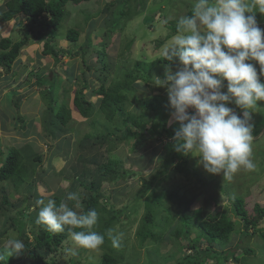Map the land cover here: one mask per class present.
I'll list each match as a JSON object with an SVG mask.
<instances>
[{"label": "rangeland", "instance_id": "1", "mask_svg": "<svg viewBox=\"0 0 264 264\" xmlns=\"http://www.w3.org/2000/svg\"><path fill=\"white\" fill-rule=\"evenodd\" d=\"M5 1L0 0V12L5 9ZM108 1L110 0H90L79 4L66 3L65 9L69 11V15L58 26L57 36L53 41L55 47L75 52L84 42L85 36H89L91 46L88 48L86 58L94 61V47L97 40H100L99 35L103 31L104 20L98 12ZM255 1L257 2V0ZM193 5L194 0H146L145 5L135 4L132 13L125 18L123 27L110 32V37L107 40V61L112 66L109 80L113 76L119 77L123 67L131 66L135 60L152 61L154 58L162 56V48L171 37L160 46H157V40H162L170 33L169 22L177 23L181 16L188 15L189 11L193 9ZM254 11L257 24L260 22L259 27L264 29V13L259 12L258 8ZM248 14L246 13V15ZM150 16H153L154 20L146 21V18H151ZM24 18L25 16L20 14L7 22L0 23V38L6 36L17 38L18 30L26 23ZM164 20L168 21L166 25L162 23ZM20 22L22 23L19 24ZM68 27H75L80 31V37L75 42L76 45L64 38ZM43 41V38L38 41H30L20 50L19 56L12 65V70L7 73L0 72V146L3 151H6L10 147L21 148L27 144L31 147V151L41 154L40 161L29 160L31 163L29 165L36 170L33 175L32 187L41 196L47 197V200L52 199L55 194L61 196L77 193L81 205L90 194L97 192L102 194L101 201L107 200L119 211V220L112 229L113 234L123 233V238L120 241L121 250L115 251L116 255H122V260L117 264H149L148 260H152L155 264H176L184 254L189 253L188 248L184 245L187 240L173 236V229L180 217L186 214L193 216L194 221H199L217 209L237 219L238 223L235 232L227 240L214 243L215 245L212 246L218 250H227L241 241L240 245L243 248L250 247L253 250L250 255H247L248 259L244 264H264V240L258 236L256 228L249 229L248 233L242 235L244 233L241 228L243 219L233 215L232 203L229 201V197L240 196L246 208H251L256 202L264 205V168H262L264 167V122L258 126V133H252L253 160L257 165L255 171L241 169L231 179H227L223 177L222 173H207L202 165L198 164L199 157L188 154L185 166L188 174L178 173L173 168L175 161L171 162L161 175L154 178L163 162L166 139L157 140L149 135L150 124L144 129L131 127L133 132L138 130L144 133L140 143L133 148L129 146L130 142L121 143L112 151H107L103 147L97 149L98 145L92 149L84 147V142L82 144L81 140L84 139L83 135L89 130V126L87 119L82 117L73 105V95L76 91L82 90L80 88L84 83L94 87L100 83L94 78L93 69L87 68L79 55H59L57 62L51 55L41 56ZM249 62L254 66L257 63L254 60ZM169 69L172 73L176 72L179 69V62L173 66H163L151 71L146 86L142 80L138 79L136 93L163 94L168 98L166 87L158 86L156 82L157 78L164 79ZM52 73L57 74L59 103H64L71 110V119L67 123L68 129L63 133H57L53 141L43 133L46 103L39 92L42 87L36 83V74L50 76ZM226 83L222 91H226ZM83 93L86 94L87 91L83 90ZM17 98H20L18 108L14 106ZM90 100L96 103L98 96L91 95ZM128 105L129 110L134 109L133 102ZM228 106L233 108L237 115H242L243 110L238 106L232 104H228ZM260 110L264 112V101L262 106H259L257 102L250 121L252 125L255 120L261 118L263 112L260 113ZM188 111L192 113L195 110L189 108ZM175 123L179 124L170 115L168 126ZM118 127L120 134L126 129L121 123H118ZM111 129L112 127L108 126L105 131ZM93 137L85 141L100 144V140ZM134 139L130 138L129 141ZM110 157L118 159L120 164L118 163L117 167L125 175L102 181L99 189L95 186L91 189L84 188L81 182L85 180V177H75L76 169L82 167L85 171H103L101 164L106 163ZM79 173L84 175L82 171ZM146 185L147 187L144 189ZM25 186H27L25 190L21 189V191H16L8 186V198L17 206L10 207V211L7 213L0 207V233L4 232L6 236L8 235L5 240L13 237L21 239L18 236L19 233L10 227L8 216L14 214V216H18L16 218H20L16 212L24 208L26 203L22 199L32 192V188L28 184ZM221 186L229 190V197L222 192ZM152 193L168 194L171 198L162 197V207H166L167 211L158 210L155 214V217L158 218L155 220V227L154 225L150 226L156 234L157 240L153 242L147 239L141 242L137 236V230L146 211L144 204ZM75 204L76 201L73 206ZM68 205L70 207L69 203ZM30 210L36 219L39 210L36 216H34L36 209L31 208ZM166 216L169 219H164ZM168 220H171L170 225H168ZM259 227H264V222L259 223ZM5 228L8 229L7 232ZM65 228L69 232V227ZM198 230L196 226H193L190 235L196 234ZM199 242L201 246L196 247L197 249L207 245L204 239ZM75 247L71 234L68 233L67 238L61 244V251L55 256L56 264H100L103 254L101 247L98 250L79 248L78 254L72 256L68 250ZM239 250H236L238 254L246 256ZM24 260L25 264H30V259L27 256ZM228 261L229 264H237L230 259ZM203 264H215V261L208 260Z\"/></svg>", "mask_w": 264, "mask_h": 264}, {"label": "trees", "instance_id": "2", "mask_svg": "<svg viewBox=\"0 0 264 264\" xmlns=\"http://www.w3.org/2000/svg\"><path fill=\"white\" fill-rule=\"evenodd\" d=\"M84 1L90 0H6L4 3L5 9L0 12V23L7 22L20 14L25 16L24 20L26 23L18 30L19 34L17 38L9 36L0 38V72L7 73L11 71L13 63L20 54V50L28 45L30 41H38L41 38L44 39L41 56L51 55L57 62L59 55H79L82 58V63L87 68L93 69L94 78L100 83L97 87L84 83L80 88L82 90L76 91L73 95V105L79 114L87 119L89 126V130L83 135L84 139L81 140L82 144L84 142V147L92 149L98 145L96 146L97 149L103 147L107 151H112L119 144L130 142L129 146L133 148L140 143L144 137V133L138 130L133 132L131 127L144 129L150 124L151 132L149 135L157 140L166 139L164 142L166 151L163 162L155 173L154 178L161 175L162 171H165L169 164L175 161L173 168L178 173L188 174L189 172L185 167L187 155L180 154L174 150L172 138L174 130L179 127V124L175 123L168 126V119L173 111L169 106L168 98L163 94L136 93V82L138 79L142 80L146 86L148 85L151 71L163 66H173L175 63H178V60L169 61L162 58V56H158L152 61L135 60L131 66L123 67L119 77L113 76L109 80L112 66L107 61L108 53L106 46L110 32L122 28L125 18L132 13L134 5H145L146 0H110L103 5V8L98 12L104 18L102 23L103 31L100 32V40H97L98 42L94 47V61L86 58L88 48L91 46L89 36H85L84 42L79 45L75 52H72V50H60L53 44L60 22L64 21L69 15V11L65 9L66 3L79 4ZM250 2L256 1L250 0ZM191 14L192 10L189 11L188 15ZM89 16L92 17V15ZM150 17L146 18V21L150 22V20H154L153 16ZM176 24L169 22L170 33L162 40H157V46H160L165 40L177 34ZM79 37L80 31L75 27H68L64 35V38L72 43H75ZM255 66L259 75L261 66L258 63H255ZM56 75V73H52L50 76L36 74V83L42 87L39 92L46 103L43 133L52 141L56 138L57 133H63L68 129L67 123L71 119L70 108L58 101ZM260 80L264 82V76H260ZM83 90H86L87 93L84 94ZM91 95L98 96L96 103L90 100ZM19 99L17 98L14 102L16 108L19 107ZM132 102L135 105L134 109L129 110L128 104ZM257 102L259 106H262L263 101ZM229 104L235 105L234 103ZM262 112L263 110H260V113ZM20 119L22 118L20 117ZM262 122H264V112L260 119L258 118L254 121L252 133L259 132L258 126ZM118 123H121L126 128L121 134L119 133ZM108 126H111L112 129L105 131ZM92 137L98 138L100 144L85 141ZM130 138L135 139L129 141ZM29 160L38 162L41 160V154L31 151V147L27 144L21 148L10 147L6 151H3L0 146V207L2 210L7 213L10 211V207L17 206V204L12 203L8 198V186L16 191L25 190L27 187L25 184H28L32 188V192L22 199L26 205L22 210L16 212L20 218H16L18 216H14V214L8 216L10 227L19 233L18 236L23 239L26 247L19 254H13L8 257L5 254V260L0 261V264H25V256L30 259V264H56L55 256L61 251V244L67 238L68 233H70L66 228L62 233L48 231L46 226L36 222L37 218L34 219L33 213L29 211L31 208L36 209L34 211V216H36L37 211L42 207V205L38 204V201L44 200L46 202L47 200V197L41 196L32 187L33 175H35L36 170L29 165ZM118 163V159L110 157L106 163L101 164L103 171L100 169L99 172L95 170L85 171L81 167L76 169L75 172L77 173L75 177H85V180L81 182L84 188L91 189L95 186L99 189L102 181L125 175L124 172L119 171L117 166L120 163ZM80 171L84 175H81ZM146 187L147 185L144 189ZM220 189L229 197V190H226L222 186ZM163 196L165 199L171 198L168 194L157 195L152 193L144 204L146 211L137 230V236L141 242L147 239L153 242L157 240V236L150 226L154 225L155 220H158L155 217L158 210L164 209V211H167L166 207H162ZM102 197L103 195L99 194V192L90 194L83 200L82 209L84 211L95 209L98 213V222L93 230L103 234L105 237L104 244L101 246L103 254L100 264H117L122 260V255H116L115 251L118 252L121 248H114L112 246L108 232L118 222L119 211L112 204L108 203L107 200L101 201ZM229 198V201L232 203L231 210L233 215L239 217L241 220L243 219L241 228L244 233L242 235L248 233L249 229L254 230L256 228L258 236L264 240V227H259V223L264 222V205L256 202L251 208H246L240 196ZM52 199L56 201L57 205L65 201L70 204V207L75 209V206H73L74 201L67 200L66 194L61 196L55 194ZM168 216L164 217V219H169ZM237 223V219L232 218L226 212L219 209L207 214L199 221H194L193 216L182 215L173 229V236L174 238L180 237L187 240L184 245L188 248L189 253L184 254L176 264H203L208 260H214L215 264H229V259L234 263L244 264L245 260L248 259L247 255H250L253 250L250 247L243 248L240 245V240L239 243H236L231 249L227 250H218L212 246L214 243L227 240L235 232ZM170 224L171 220H168V225ZM193 226H196L199 230L191 236ZM6 230L8 229L5 228ZM81 230L84 229H72V231ZM7 237L8 235L6 236L4 232L0 233V248H2ZM201 239H204L207 245L197 249L196 247L201 246L199 242ZM238 249L246 256L243 257L241 254H238L236 251ZM148 263L155 264L152 260H148Z\"/></svg>", "mask_w": 264, "mask_h": 264}, {"label": "clouds", "instance_id": "3", "mask_svg": "<svg viewBox=\"0 0 264 264\" xmlns=\"http://www.w3.org/2000/svg\"><path fill=\"white\" fill-rule=\"evenodd\" d=\"M256 8L264 13V0H194L192 14L178 19L177 34L162 48V58L178 60L179 69L174 73L169 69L156 82L166 87L172 118L179 122L172 138L174 150L198 156V164L207 173H222L227 179L241 169H257L250 121L257 101H264L260 80L264 76V29L253 14ZM253 60L261 66L259 75L248 62ZM225 81L226 91H222ZM229 103L242 109V115ZM189 108L195 111L190 113ZM67 200L76 201L75 209L65 201L59 205L54 199L38 201L42 207L36 222L53 233H62L68 226L76 246L68 250L72 256L79 248L98 250L105 237L93 230L97 211H84L77 193H68ZM77 228L84 230L72 231ZM108 235L112 246L119 248L123 233L113 234L110 229ZM25 247L19 238L7 239L0 248V261Z\"/></svg>", "mask_w": 264, "mask_h": 264}, {"label": "crops", "instance_id": "4", "mask_svg": "<svg viewBox=\"0 0 264 264\" xmlns=\"http://www.w3.org/2000/svg\"><path fill=\"white\" fill-rule=\"evenodd\" d=\"M259 25L258 26H260V23H258ZM264 26V25H263Z\"/></svg>", "mask_w": 264, "mask_h": 264}]
</instances>
